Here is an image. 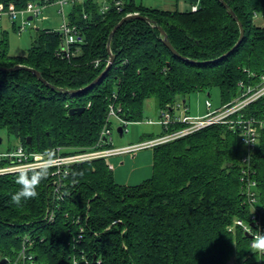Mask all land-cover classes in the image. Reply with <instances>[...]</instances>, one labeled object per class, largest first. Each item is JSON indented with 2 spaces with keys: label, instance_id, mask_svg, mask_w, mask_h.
<instances>
[{
  "label": "trees",
  "instance_id": "obj_1",
  "mask_svg": "<svg viewBox=\"0 0 264 264\" xmlns=\"http://www.w3.org/2000/svg\"><path fill=\"white\" fill-rule=\"evenodd\" d=\"M36 1L0 0V5L10 11ZM142 1L130 0L121 12L112 8L105 13L94 0L71 5L68 19L80 41L68 57L60 52L62 38L52 29H37L24 56L9 54L3 32L0 68L30 67L51 87L24 69L0 70V131L32 154L45 155L57 147L63 155L85 152L98 143L108 148L111 144L100 135L103 128L111 129L109 106L118 119L138 123L151 98L161 111L193 92L216 87L223 106L259 84L264 75V0H223L244 30L226 56L240 32L218 0H188L190 6L198 4L194 12L147 7ZM133 13L149 21L128 20L116 30L109 43L114 56L110 69L82 90L108 63L111 30ZM157 26L184 59L165 46ZM79 108L81 114H69ZM242 112L264 120V96ZM119 125L123 132L124 124ZM181 127L162 128L159 135ZM244 153L239 131L211 124L152 147V175L139 184L115 182L108 162L97 158L64 166L58 174L50 167L39 195L20 206L11 201L20 187L17 172L2 174L0 260L11 264L24 246L36 264H264V256L251 249L250 236L235 223H250L251 216L241 181ZM8 163L0 159V167ZM250 168L261 233L264 127Z\"/></svg>",
  "mask_w": 264,
  "mask_h": 264
},
{
  "label": "built area",
  "instance_id": "obj_2",
  "mask_svg": "<svg viewBox=\"0 0 264 264\" xmlns=\"http://www.w3.org/2000/svg\"><path fill=\"white\" fill-rule=\"evenodd\" d=\"M85 0H40L36 2H28L24 8L19 10L7 11L0 5V18L4 15L10 17V19H15L18 14L27 15L31 20L34 17L40 16L44 9L50 5H56L58 7V13L62 18V24L60 25L57 32L60 34L62 41L60 46V52L66 57L73 54L74 45L80 41L78 37V30L75 25L71 24L68 19V13L65 11V6H71L75 3H83ZM99 5L100 13H105L110 9H115L121 12L126 4L130 0H94ZM198 4L195 3L190 6L191 11H196ZM27 21H29L27 19ZM25 22L22 27L17 29L18 32L22 31L28 22ZM264 96V75L261 76L260 82L256 86H248L244 88L242 93L237 96L230 103L219 106L212 109V105L209 100H205V114L203 116L192 117L186 115L188 113V108L184 103H177L174 107L169 109H164L160 111V116L158 121H148L149 124H157L168 130L170 126L181 124L183 127L179 129L172 130L170 132L158 135L153 139H149L140 144L126 146L121 148L101 147V143H98L96 147L89 149L85 152L70 153L63 155L61 148H55L53 150L56 159L52 162L51 167H54L55 173H59L64 166L71 165L74 163H79L87 160L103 158L108 162V158L124 153L133 152L143 148H152L156 145L163 144L165 142L183 137L185 135L191 134L204 128L211 124H225L232 130L239 131L241 136L242 144L245 148V153L241 158V181L243 183V193L246 197V201L251 208L250 223H243L241 220L235 221V223L243 228L246 234L251 238L250 246L252 240L255 236L260 234V218L259 212L254 206L256 202V182L252 178V170L250 168V157L255 151L258 142L259 130L264 127V120L259 119L255 116H245L242 112L249 104L258 100ZM181 110L184 114L176 113L175 110ZM116 119L119 123L126 126L128 123L118 119L116 116V111L113 106H109L107 119ZM111 129L107 127L103 128L101 132V138L105 143L111 144ZM5 158L8 160V164L4 167H0V175L5 173L17 172L21 165H26L28 168H39L46 166V156L40 153H29L23 146L17 145L12 151H7L5 153H0V159ZM109 164V162H108ZM109 168L112 166L109 164ZM11 264H36L33 260L31 254L27 253L25 247L23 246L16 259Z\"/></svg>",
  "mask_w": 264,
  "mask_h": 264
},
{
  "label": "rangeland",
  "instance_id": "obj_3",
  "mask_svg": "<svg viewBox=\"0 0 264 264\" xmlns=\"http://www.w3.org/2000/svg\"><path fill=\"white\" fill-rule=\"evenodd\" d=\"M139 2V0H136ZM142 4L147 7H155L160 9L173 10L177 6L180 11L190 9L188 0H143ZM69 10V6H65V11ZM28 16L18 14L15 19L4 15L0 18V36L6 32L8 40V52L11 56H24L32 45L36 37V30L52 29L59 30L62 24V18L58 13L56 5L46 7L43 13L27 21ZM25 27L18 32L17 29L22 27L25 22ZM14 23V28H13ZM256 23L261 24L262 21L256 18ZM209 93V96L207 95ZM185 106L188 108L189 116L202 115L205 112V100H209L212 109L219 107L221 104L220 92L218 88L213 87L206 91H198L189 94L185 99ZM176 113L184 114L181 110L176 109ZM160 110L156 108L155 99L151 98L144 103V120L138 123H129L123 127V132L120 134L117 129L121 127L119 122L111 119V146L113 148H121L140 144L144 141L157 137L161 132V126L157 124H149L148 121H158ZM0 153L12 151L18 145V141L8 135L6 131H0ZM110 164L114 166L113 175L115 182L124 185H136L152 175V148H143L133 152L124 153L108 158ZM234 262V261H233ZM232 261L230 264H235Z\"/></svg>",
  "mask_w": 264,
  "mask_h": 264
},
{
  "label": "clouds",
  "instance_id": "obj_4",
  "mask_svg": "<svg viewBox=\"0 0 264 264\" xmlns=\"http://www.w3.org/2000/svg\"><path fill=\"white\" fill-rule=\"evenodd\" d=\"M45 156L46 166L28 168L26 165H21L18 169L15 183L20 187L17 192L11 195V201L15 205L20 206L22 201L34 199L39 195L37 188L43 180L48 178L51 164L56 159V156L51 150L46 152ZM251 249L254 253L264 256V232H261L253 238Z\"/></svg>",
  "mask_w": 264,
  "mask_h": 264
},
{
  "label": "water",
  "instance_id": "obj_5",
  "mask_svg": "<svg viewBox=\"0 0 264 264\" xmlns=\"http://www.w3.org/2000/svg\"><path fill=\"white\" fill-rule=\"evenodd\" d=\"M221 5L227 10V14L237 23L238 25V28H239V32H240V36H239V39L238 41L236 42V44L234 45L233 48H231V50L229 52H227L226 54H224L223 56H226L228 53H230L231 51L234 50V48L236 46L239 45V43L241 42L242 38H243V35H244V30H243V27H242V24L241 22L238 20V18L236 17V15L234 14V12L228 8L227 4L223 1V0H218ZM132 19H139V20H144V21H149V19L147 17H144L142 15H139L138 13H133V14H127L125 15L124 17H122L119 22L113 27V29L111 30L110 34H109V37H108V42H107V51H108V54H109V59H108V63L105 67V69L103 70V72L90 84L88 85L87 87H85L84 89L82 90H86V89H89L91 87H93L95 84H97L101 79H103L105 77V75L107 74L108 70L110 69L111 67V64L113 63V60H114V56L111 54V51H110V47H109V43H110V40L112 38V36L114 35V33L116 32V30L126 21L128 20H132ZM28 20H31V18L29 17ZM157 29L160 33V35L162 36V41L163 43L165 44V46L176 56L180 57V58H183L181 56L178 55V53L176 52V50L172 47V45L170 44L168 38H167V35L166 33L164 32V30L157 26ZM184 59V58H183ZM15 69H24L30 73H32L39 81H41L42 83H44L45 85L51 87V85H49L43 78L42 76L40 75L39 72H37L36 70L30 68V67H26V66H23V65H16L12 68H0V70H8V71H11V70H15ZM61 91H64L63 89H60ZM81 90H71V91H68L69 93H77ZM84 111L83 108H79V109H71L69 111V114L73 115V114H81L82 112ZM117 131L121 134L122 133V128L119 127L117 129ZM28 141L30 140L29 138L27 139ZM0 142H1V139H0ZM7 263V261L5 259H2L0 260V264H5Z\"/></svg>",
  "mask_w": 264,
  "mask_h": 264
},
{
  "label": "crops",
  "instance_id": "obj_6",
  "mask_svg": "<svg viewBox=\"0 0 264 264\" xmlns=\"http://www.w3.org/2000/svg\"><path fill=\"white\" fill-rule=\"evenodd\" d=\"M189 111V110H188ZM205 112H206V110H205ZM205 112L202 114V115H197V116H194V117H198V116H203L204 114H205ZM109 162V161H108ZM109 164H110V162H109ZM111 166H112V171L114 170V166L112 165V164H110ZM148 179V178H147ZM144 181V180H143Z\"/></svg>",
  "mask_w": 264,
  "mask_h": 264
}]
</instances>
